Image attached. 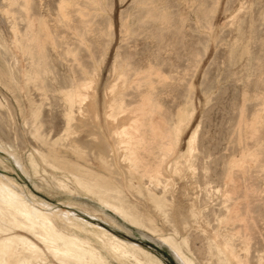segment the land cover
<instances>
[{
    "label": "rangeland",
    "instance_id": "obj_1",
    "mask_svg": "<svg viewBox=\"0 0 264 264\" xmlns=\"http://www.w3.org/2000/svg\"><path fill=\"white\" fill-rule=\"evenodd\" d=\"M146 1L148 0H106V9L104 8L102 12H99L96 25L90 28L91 31L88 30L87 32L82 30L86 35H84V37H86L85 42L88 41L89 43H86L90 45L86 47L87 44L81 43L80 39L75 36L73 29H71L72 27H80L79 21H77L78 19L75 20L77 22L74 21L73 26L67 28L63 24H57L59 0H33L32 7L34 13H39V9H41L42 13L47 18L48 32L50 33L52 31V33H55V26H59L55 33L56 38H59L58 40L55 39L57 43L56 41L54 43L51 39L45 41L47 52L46 59L49 61L46 60V64H48L49 70L47 66H45L43 69L45 71H43V73L47 74L43 75L45 76L42 78L43 84L42 86L39 84V86L42 88L43 85H45L42 89L44 92H47L45 93V98L47 100L44 99L40 91H36L35 88L33 89L32 86L26 84L27 82H23L25 81L24 79L23 81L20 79L19 68L16 64L17 61L14 60V56L9 52L11 55L9 56V63L11 64L13 62L12 64L14 65L13 73L15 80L12 82L8 77L10 75L7 68L8 64L1 60L0 55V109L4 111V120L6 123L10 124V129L6 131V136L9 141L13 144L15 143L14 145L17 151L20 153L24 151L23 153L26 159H28L31 153L37 155L35 153L36 146L41 148L35 143L36 140L34 136H32V131L37 129L36 127H41V134L45 135V140L49 144L58 141L66 142L67 126L65 121L69 106L65 103L64 94H61L71 88L72 81L75 82V84L81 83L84 78L83 75H85L84 73L87 72L94 75L96 70L103 64V71L98 79L96 98L92 93L91 97L84 105V114L79 117L76 122L75 129L79 139L78 143L81 140L83 146L80 147L81 149L62 146L64 148L59 149L57 154L61 155V160L63 162L71 161L82 167H90L91 170L98 173L103 172L101 165H94L89 159L86 160V162L84 160L85 152L87 151L86 147L91 146L90 153L92 155L98 153L114 154L117 159L115 162L118 164V172L125 182V173L118 159L120 154L117 152V146L112 141V132L116 126L121 123V120L127 119L126 121H129V116L121 118L118 123L108 122L106 120L105 112L108 102L106 90L113 82L112 80H114L113 61H115L118 51L121 55L131 54L137 69L145 67L146 59L151 55H155L158 58L160 69L164 72V76L162 75L161 78H153L156 80H153V86L157 89L155 88L153 90L154 93H152L158 98L157 100L160 104L155 116L156 119L158 118L157 116L163 117L166 115L163 118L168 120L167 122L169 124L167 128L170 129L169 127L176 122L179 111H187L189 109L188 113L194 112L192 116L193 119L191 118L190 125L181 138L180 145L176 150V158L187 151V142L191 138L194 130L197 129V149L193 156L195 167L198 170L196 172L197 176L195 175L194 177V182L196 180L195 184L199 186L197 189V197H199L201 211L203 215L205 214L204 216H206V225L213 229V231H216V233H224L227 231V233L224 234L225 236L228 234L229 237H231L234 232L237 234L242 230V238L235 237L233 243L235 246L237 245L238 249H241L245 246L242 243L243 236H245V238L248 237L247 239L250 241L247 240L248 246L246 245L244 248L249 247L250 256L248 255L249 258L245 257L247 256V252L244 251V249L241 250L240 255L244 258H248L251 264H263L264 0H153V4L150 3V0L148 2ZM145 2L149 3V6L144 7L143 5ZM217 3L219 4L218 6ZM202 4L205 6L203 7ZM155 6H157L156 8L158 10H156L158 12L160 11V15L163 18L158 20L159 22L156 21L157 23L150 18L144 19L145 24H149L144 25L142 21L143 18H145V14L151 8H155ZM161 7L163 8L161 9ZM153 9L151 11H153ZM201 9H207V11L205 12V10H203L204 12H202ZM213 9L214 13L212 11ZM46 10H48L49 13ZM196 10L199 11L196 12ZM209 13L213 15V17L210 16ZM204 15L209 16V18L207 19ZM56 17L57 19H55ZM23 18H25V16H23ZM127 18L131 19L127 21ZM197 20H200V24ZM24 21L25 22H23V20L20 21L18 26L22 32L27 29V22L26 20ZM204 21H207V24ZM126 23L129 24L130 29L134 28L133 30L135 33L133 32V34L127 35V30L125 28ZM142 24L144 26H141ZM206 26L208 30H206ZM209 26L213 29H209ZM1 27L2 25L0 22V29ZM62 42L64 43L62 44ZM60 43L64 46L61 45L60 47ZM55 44H57L58 47ZM244 44L246 45L245 48ZM70 46L74 49H70ZM106 46L107 49L104 48ZM89 47L91 49L90 51ZM0 48L5 49L1 39ZM73 50H78V55H80L78 56V58L80 57L78 61V58L74 59L72 55L69 57L70 54L68 53ZM232 50L234 54L230 53ZM105 53L108 54L107 62H103V59L106 57ZM246 59L248 61H246ZM75 62H77L79 66L83 64V66L80 67L84 69L77 66ZM239 63L242 64L240 65ZM134 78L135 77H130V81H133ZM72 85H74V83ZM144 87L141 89H127L126 93L129 94L127 101L137 100L136 102H138L141 99L140 96L142 93L145 94L149 90L147 86ZM61 91L62 93L60 94ZM186 99L188 102L184 103ZM189 103L190 105H188ZM39 105L40 107H38ZM242 108L245 109V114L241 113L243 111ZM34 109H37L36 111H42L41 117L34 126H27L26 120L29 116L34 114ZM259 114L262 117H260ZM170 119L171 121H169ZM246 121L247 123H245ZM239 127L242 129L240 130ZM158 132L160 135L158 134L157 136L156 133L154 136L155 138L161 137V132ZM14 139L15 142H13ZM69 142L70 141H68V143ZM63 145H65V143ZM72 151H75L76 155H73ZM148 157H146V161L148 162L151 160L152 162H149L151 163L149 167H152L154 158L152 156ZM26 164L29 165L28 163ZM170 164L171 161L164 165L166 171H169ZM44 170L48 173H45ZM0 171H4V169L1 167ZM39 171V175L34 178V183L41 187L44 185L49 189L55 190V188H50V186L48 187L46 184L47 182H53V176L60 177L63 176V173L56 172L43 164ZM6 173L10 177L12 176V178H15L18 183L27 185L34 195L51 204H65L67 206V204L73 203L78 209L87 207L106 220H109L110 217L115 219L121 226L130 230L132 235H134L139 242L141 241L144 243L147 248H150L155 254L161 256L168 264H184L177 260L176 256L171 251V247L164 243L159 235L148 234L142 228L130 225L118 217H115L111 212L105 211L95 198L86 196L82 191H79V193L71 192L72 195H70L69 193L66 194L68 191L63 190L64 192H60L58 189L56 190L59 192H52L44 188L43 190H37L38 188L35 187V184L30 182L21 171L17 170L16 173ZM149 176V174L144 175L141 186L139 183H135L136 188L144 187L154 190L150 185ZM190 179L193 185V179L190 177L181 181V184L183 182L190 185ZM179 183L180 181L177 179L175 180V176H172L173 185L171 190H177L178 186H180ZM161 191L162 190H158L157 193L161 194ZM236 191L241 198L238 197ZM125 192L135 204L149 210V208L145 206L147 203L144 201L141 202V196L137 197L133 195L128 189H125ZM227 195H232L233 199L229 201L228 197H226ZM249 196H251V198H249ZM235 198L239 199L237 200L238 202ZM233 201L241 205L242 213L246 214L248 230L251 233L248 231L247 234V229H245V226L242 224H237L234 227L228 225L230 216L227 210H229L228 208L231 209L233 205L236 204ZM150 204L149 202L147 205L150 207L152 206V204ZM244 204L247 206L248 211ZM171 210V215H169L173 216V221L175 220L176 225L179 227L180 233H177L179 236L176 233L167 231L170 227L166 223H163L161 217H157L156 220L163 231L162 234L173 237L179 243L186 238L187 243L189 242L187 247L188 250L184 247L186 255L192 259L195 264H209V249L207 239H205L207 236H205V233L203 234L204 229H202L204 227L197 228L193 224L189 226L187 222L186 225H183L184 222H182L181 218L179 220V217L172 215L174 207ZM100 211L103 212L101 213ZM251 216L252 220L254 219L253 223L251 222ZM241 225L243 229L240 228V230H238ZM201 226H204V223L203 225L201 224ZM226 227L228 230H226ZM219 228L222 232L219 231ZM229 232H232V234ZM120 235L122 234L120 233Z\"/></svg>",
    "mask_w": 264,
    "mask_h": 264
},
{
    "label": "bare ground",
    "instance_id": "obj_2",
    "mask_svg": "<svg viewBox=\"0 0 264 264\" xmlns=\"http://www.w3.org/2000/svg\"><path fill=\"white\" fill-rule=\"evenodd\" d=\"M32 1L33 0H0V22L2 25L0 29V39L2 40L3 46L5 48H0V55L1 60L8 64L7 68L10 73L8 77L12 82L15 80V78L13 73V62L11 63L12 66L9 63V56L11 55H13L15 58L14 60L17 61L16 64L19 68L20 79H22V81L24 79L25 81L23 82H27L26 84L32 86L33 89L35 88L36 91H40L44 99H46L45 93L47 92H44L42 89L45 85L40 88L43 84L42 78L45 77L43 75L47 74L43 73V71H45L43 69L48 65L46 64L47 52L45 48V41L47 39H51L54 43L55 41L57 43L59 38H56L55 33L59 26H55L56 29L54 28V34L52 31L49 33L46 16L42 13L41 9H39V13H34ZM150 1L151 4L154 3L153 0ZM146 2L143 5L144 7L149 6V3ZM105 4L106 0H59V10H57L59 16L58 19L57 17L55 19H57L58 25L63 24L66 26V28L73 26L74 21L78 19L77 21H79L80 27H72L71 29H73L75 36L80 39L81 43H86L88 41L85 42L86 37H84L85 34L83 31H91L90 28L93 25H96V19L99 15V12L104 10L106 6ZM218 5L219 4L217 3V6ZM204 6L205 5H203V7ZM156 7L157 6H155V8L153 7L154 9L151 7L150 10L148 9L149 11L145 14V18H143L142 21L144 25H149L145 24L144 19L150 18L153 19L155 23H157L156 21L163 18L160 15V11H157L158 9ZM162 8L163 7H161V9ZM152 9L153 11H151ZM48 10L46 11L48 12ZM201 10L204 12L203 10L205 9ZM197 11L199 10H196V12ZM206 11L207 9L205 12ZM212 11L214 13V9ZM209 15L213 17V15L210 13ZM23 16H25V18H23ZM205 17L207 19L209 18V16ZM129 19L127 18L126 20L128 21ZM22 20L23 22H25L24 20L27 22V29L24 32H22L18 27L19 22ZM207 21L204 22L207 24ZM143 24L141 26H144ZM209 27V29H211V26ZM125 28L127 30V35L133 34L134 28L130 29L128 23L125 24ZM206 30H208V28ZM64 42H62V44ZM62 44L60 43V47ZM88 46L90 45L87 44L86 47ZM245 46L246 45L244 44V48ZM71 48L73 47L70 46V49ZM104 48L107 49V46ZM90 50L91 49L89 47V51ZM75 51H70L68 53L70 54L69 57L72 55L74 59L78 58V56H80L78 55V50L76 52ZM118 52L116 53L118 54L117 57H115L116 55L114 56L116 58H114L115 61H113L114 80H112L113 82L111 81L112 83L106 90V98L108 102L106 104L105 118L108 122L110 121L113 123H118L121 118L129 116V121H126L127 119L121 120V123L118 124L112 132V141L116 144L117 152L120 154L118 159L121 162V168L125 173V182L121 178V174L118 172L119 168L117 162H115L117 159L114 154L98 153L92 155L90 153L91 146L86 147L87 151L85 152V162L89 159V161H91L94 165H101L103 168L102 173L95 172L91 170L90 167L88 168L79 166L77 163H73L71 161L63 162L61 160V155L57 154L59 149L64 148L62 146H66L67 148L74 147L78 149H81L80 147L83 146L81 140L78 143L79 139L76 135L77 132L75 129L76 122L77 119L84 114V105L91 97L92 93L96 98L97 86L99 82L98 79L103 71V64L98 70H96L94 75L87 72L84 73L85 75H83L84 78L81 83L75 84V82L70 79L74 85L70 83V89L66 88L67 91L63 93L62 91L60 92V94L62 93L61 95L64 94L65 103L66 105L68 104L67 106H69V109H67L69 111L65 121L67 126V138L65 139V136L63 137L66 142L58 141L53 144H49L45 140V135L41 134V127H36L37 129L32 131V136H34V139L36 140L35 143H37L41 148L36 146L35 153L37 155L31 153L28 156V159H26L23 153L24 151H22V153L17 151L14 145L15 143L13 144L8 140L6 131L10 129V124H7L4 120V111L0 109V168L2 167L4 169V171H0V264H168L161 256L155 254L150 248H147L144 243L141 241L139 242L134 237V235H132L130 230L121 226L117 221H115V219L110 217L109 220H106L87 207L78 209L73 203H69L67 206L65 204V206L51 204L50 202L34 195L27 185L18 183L15 178H12V176L10 177L6 173H16L17 170H19L28 180H30V182L34 183V178L39 175V170L42 164L50 167L56 172H62L63 176H53V182H47L46 186H50V188L53 187L55 190L49 189L44 185L41 187L34 183L35 187L38 188L37 190H43L44 188L46 190L56 192V189H58L60 192L68 191L66 194L69 193L70 195H72L71 192L79 193V191H82L86 196L95 198L105 211L111 212L115 217H118L130 225L142 228L148 234L159 235L163 242L171 247V251L176 256L177 260L183 262L184 264H195L194 261L190 259L184 251V247L187 249L189 242L187 243V239L185 238L179 243L173 237L162 234L163 231L159 227V224L156 220L157 217H161L163 223H166L170 227L167 231H171V233L176 234L180 233L179 227L176 225V221H173V216H170L172 211L171 209L173 207L174 210L172 215L179 217V220L181 218L182 222H184L183 225H186L187 222V225L189 223V226L193 224L197 228L204 227L202 229H204L203 234L205 233V236H207L205 239H207L209 249V264H251L250 260L248 259V255L250 256V250L248 249L249 247L244 248L246 245L248 246L247 240L250 241L247 239L248 237L245 238V236H243L242 243L245 246L243 245L244 247L241 249H238L237 245L235 246L233 243L235 237H239L240 239L242 238L243 233L241 232L242 230H240V228L245 226L244 228L247 229V234L249 231L246 214L244 213V215L242 213L240 207L241 205L237 203V200L239 199L235 198L237 202H233L236 204L233 205L231 209L227 206L229 209L227 211L230 216V218L228 217L229 226L234 227L237 224L243 225H241L239 229L237 228L240 230V233L236 229L238 233L235 234L236 232L233 231L234 234H232V232H229L232 234V236L229 237L228 234L225 236L227 231L224 232L225 234L218 232L216 233V231H213V229L206 225V216H204L205 214L203 215L201 211L199 197H197V189L199 186L195 184L196 180L194 182V177L198 170L195 167L193 156L197 149V129L194 130L191 138L187 142V151L176 158V150L180 145L181 138L190 125V121L194 112H190L192 114L188 113L189 109L187 111H179L176 122L174 123L172 121L174 124L169 127L170 129H168V120L163 118L166 115L163 116V114V117L157 116V119L159 120H157L155 117L160 104L157 100L158 98L153 95V90L156 88L153 86V78H161L164 73L160 69L158 58L155 55H151L146 59V66L137 69L131 54L121 55ZM230 53L234 54L233 50ZM105 56L106 57L103 59V62H107L108 54ZM246 61L248 60L246 59ZM77 66H79L78 63ZM80 66H83V64ZM130 77L135 78L133 81H130ZM39 84H41V86H39ZM144 86H147L149 90L147 89L148 91L145 94L142 93L140 96L141 99L138 102H136L137 100L127 101L129 96V94L126 93L127 89H141ZM186 102H188L187 99L184 103ZM188 105H190V103ZM38 107H40V105ZM36 110L33 112V115L29 116V118L26 117L27 126H34L40 119L42 111ZM244 110L245 109H243V111ZM243 111L241 113L245 114V111ZM169 121H171V119ZM245 123H247V121ZM239 128L240 130L242 129L241 127ZM157 130L161 132L160 138L154 137L156 133L157 136L158 134L160 135ZM68 141L70 142L68 143ZM13 142H15V139ZM64 143L65 145H63ZM72 153L73 155H76L75 151H72ZM148 156H152L154 158V164H152V167H149L151 164L149 162L151 160L148 162L146 161V157ZM170 161L171 164L169 171H166L164 165ZM44 172L48 173L45 170ZM148 174L150 175V185L154 188V190L144 187L136 188L135 183H139L141 186L144 175ZM172 176H175V180L177 179L180 181V186H178V184V188L176 187L177 190L175 191L171 190L173 185ZM189 177L193 179V182L196 186L191 184V179L189 180V182L191 181L190 185L183 182L181 184V181ZM125 189H128L133 195L137 197L141 196V202L144 201L147 204L150 202L152 204V206H150L151 210L147 204L145 206L148 207L149 210L135 204L127 196ZM158 190H162L161 194L157 193ZM226 197H228L229 201L233 199L232 195H227ZM249 198H251V196H249ZM245 208L247 209V206H245ZM253 220L251 221L252 223ZM203 223L204 226H201ZM226 230H228L227 227ZM219 231L222 232L221 229ZM120 233L122 235H120ZM249 233L251 232L249 231ZM242 249L248 253H246L247 256H245L248 258H244L240 255Z\"/></svg>",
    "mask_w": 264,
    "mask_h": 264
}]
</instances>
